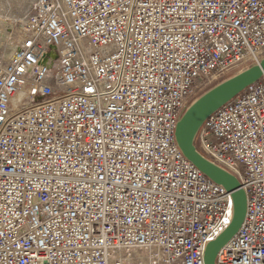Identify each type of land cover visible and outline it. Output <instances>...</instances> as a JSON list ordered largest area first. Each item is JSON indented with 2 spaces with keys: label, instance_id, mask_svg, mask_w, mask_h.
Returning a JSON list of instances; mask_svg holds the SVG:
<instances>
[{
  "label": "built area",
  "instance_id": "obj_1",
  "mask_svg": "<svg viewBox=\"0 0 264 264\" xmlns=\"http://www.w3.org/2000/svg\"><path fill=\"white\" fill-rule=\"evenodd\" d=\"M10 37L0 264H204L233 202L175 127L195 92L264 58V2L34 0ZM194 145L246 195L215 264H264V74Z\"/></svg>",
  "mask_w": 264,
  "mask_h": 264
},
{
  "label": "water",
  "instance_id": "obj_2",
  "mask_svg": "<svg viewBox=\"0 0 264 264\" xmlns=\"http://www.w3.org/2000/svg\"><path fill=\"white\" fill-rule=\"evenodd\" d=\"M264 2V0H262ZM264 74V58L244 71L215 85L194 100L180 116L174 132L175 142L183 157L213 183L231 195L233 214L230 225L204 252V264H215L219 250L240 229L246 213V195L238 180L204 158L194 145L195 136L203 122L249 86L258 82Z\"/></svg>",
  "mask_w": 264,
  "mask_h": 264
},
{
  "label": "rangeland",
  "instance_id": "obj_3",
  "mask_svg": "<svg viewBox=\"0 0 264 264\" xmlns=\"http://www.w3.org/2000/svg\"><path fill=\"white\" fill-rule=\"evenodd\" d=\"M33 2L34 0H0V66L5 65L9 60L15 46L14 37H10V32L14 30L15 25L28 13ZM236 74L238 73H230L222 79L198 90L192 96L191 103L215 85Z\"/></svg>",
  "mask_w": 264,
  "mask_h": 264
},
{
  "label": "snow or ice",
  "instance_id": "obj_4",
  "mask_svg": "<svg viewBox=\"0 0 264 264\" xmlns=\"http://www.w3.org/2000/svg\"><path fill=\"white\" fill-rule=\"evenodd\" d=\"M89 91H91V89H89Z\"/></svg>",
  "mask_w": 264,
  "mask_h": 264
}]
</instances>
